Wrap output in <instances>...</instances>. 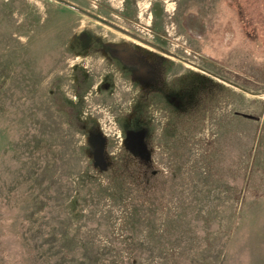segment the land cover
<instances>
[{"label":"rangeland","instance_id":"rangeland-1","mask_svg":"<svg viewBox=\"0 0 264 264\" xmlns=\"http://www.w3.org/2000/svg\"><path fill=\"white\" fill-rule=\"evenodd\" d=\"M66 1L173 56L0 0V264H264V0Z\"/></svg>","mask_w":264,"mask_h":264},{"label":"flooded vegetation","instance_id":"flooded-vegetation-1","mask_svg":"<svg viewBox=\"0 0 264 264\" xmlns=\"http://www.w3.org/2000/svg\"><path fill=\"white\" fill-rule=\"evenodd\" d=\"M172 1H174V3L175 4H177V1L178 0H162L161 2L159 1V0H152V2H150V7H152V9H158L159 7H162L163 9H166L167 7H168V5L172 2ZM180 1V0H179ZM126 3H127V1H125ZM179 7H180V5H179ZM160 9V8H159ZM184 15H180L179 16V18H178V21H181V23L180 24H182V25H184V26H186L185 25V23H186V18H184L183 17ZM104 19V18H103ZM106 20V19H105ZM108 21V20H107ZM177 21V20H176ZM188 22H190L189 23V25L192 23V22H195V25L194 26H190V27H188L189 28V31H191L192 33H194V35H196V33H195V29H197V27L199 26V25H203V24H201L202 22H201V20H198V19H196L195 17H190V18H188V20H187ZM200 21V22H199ZM109 22H111V21H109ZM112 24H114V25H116L115 23H113V22H111ZM199 24V25H198ZM188 25V26H189ZM116 26H118V25H116ZM205 26H207V25H205ZM204 25H203V27H205ZM119 27V26H118ZM208 27V26H207ZM207 27H206V29H207ZM121 28V27H120ZM122 29H124V28H122ZM124 30H126V29H124ZM127 31V30H126ZM129 32V31H128ZM131 33V32H130ZM133 34V33H132ZM135 35V34H134ZM135 36H137V35H135ZM137 37H139V36H137ZM140 38V37H139ZM134 39V38H133ZM140 39H142V38H140ZM144 40V42H146V43H149V44H151V45H153V46H155V47H157V48H162L163 49V47H161L158 43H155V42H153V41H148V40H146V39H143ZM160 51V50H159ZM161 52V51H160ZM161 53H163V52H161ZM165 54V53H164ZM160 59V58H159ZM157 61V60H156ZM159 63V62H158ZM156 67H159V64H156ZM173 81H175V80H173ZM165 82H164V80L161 82V84H160V87H151V86H144V85H139V88L138 89H141V91H142V94H143V96L146 98V99H150V102H152V101H155L156 103H159L160 101H158L157 99H155V97H154V94L153 93H157V89H159V88H163V87H165V84H164ZM146 93H148V96L146 95Z\"/></svg>","mask_w":264,"mask_h":264},{"label":"water","instance_id":"water-1","mask_svg":"<svg viewBox=\"0 0 264 264\" xmlns=\"http://www.w3.org/2000/svg\"><path fill=\"white\" fill-rule=\"evenodd\" d=\"M54 1H56V2H58V3H60V4L64 5V6H66V7H69V8H71V9H73V10H76V11H78V12H80V13L86 15L87 17H89V18H91V19H93V20H95V21H97V22H99V23H102V24H104V25H106V26H108V27H110V28H112V29H114V30H116V31H119V32H121V33H123V34H126V35L130 36L131 38H134V39H136V40H139V41L144 42V40L140 39L139 37L135 36L134 34L128 32V31H126V30H124V29H122V28H120V27H118V26H116V25H114V24H112L111 22H109V21L103 19V18L100 17V16H97V15H95V14H92V13H90V12H88V11H86V10H84V9H82V8H80V7H78V6H76V5L73 4V3H70V2H68V1H66V0H54ZM144 43H146V42H144ZM147 44H148V43H147ZM149 45H151V44H149ZM151 46L154 47V48H156V49H158V50H160V51L163 52V53H166V54L172 55V54L168 53L165 49H162V48L160 49V48H157V47H155V46H153V45H151ZM172 56H173V55H172Z\"/></svg>","mask_w":264,"mask_h":264},{"label":"crops","instance_id":"crops-1","mask_svg":"<svg viewBox=\"0 0 264 264\" xmlns=\"http://www.w3.org/2000/svg\"><path fill=\"white\" fill-rule=\"evenodd\" d=\"M200 74H197V77H199V76H202L203 75V77H209L210 79H212L211 81H213L214 79L208 74V73H204V74H201V72H199ZM194 75H196V74H194ZM205 75V76H204ZM219 87V86H218ZM217 89V90H216ZM220 89L221 88H214V90L213 91H215V93L213 92L212 93V88L209 90V92H208V94H207V99H206V103H209V101H210V103H212V100H216V98H217V94H216V91H220ZM220 96H221V92H220Z\"/></svg>","mask_w":264,"mask_h":264},{"label":"built area","instance_id":"built-area-1","mask_svg":"<svg viewBox=\"0 0 264 264\" xmlns=\"http://www.w3.org/2000/svg\"><path fill=\"white\" fill-rule=\"evenodd\" d=\"M139 93L142 94L141 89H140V92ZM149 105H152L151 107H154V105H159L161 107V108L159 107V110L160 111L162 110V113L164 112V107L161 106L160 104L156 103L155 101L150 102ZM150 112H151V110L150 111L146 110V121H148V120L151 119ZM166 114L168 115L167 112H166ZM166 121H167V119H166ZM166 121H165V123H166ZM162 129H164V126L162 127Z\"/></svg>","mask_w":264,"mask_h":264},{"label":"trees","instance_id":"trees-1","mask_svg":"<svg viewBox=\"0 0 264 264\" xmlns=\"http://www.w3.org/2000/svg\"><path fill=\"white\" fill-rule=\"evenodd\" d=\"M163 75V74H161ZM92 140L94 141V143L96 144V147H103L105 145V142L102 140L101 136L98 133H94ZM99 155V154H98Z\"/></svg>","mask_w":264,"mask_h":264}]
</instances>
